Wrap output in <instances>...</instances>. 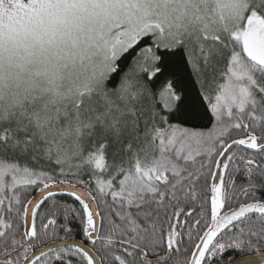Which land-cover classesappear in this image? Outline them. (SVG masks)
<instances>
[{"label":"snow or ice","instance_id":"snow-or-ice-1","mask_svg":"<svg viewBox=\"0 0 264 264\" xmlns=\"http://www.w3.org/2000/svg\"><path fill=\"white\" fill-rule=\"evenodd\" d=\"M0 264H264V0H0Z\"/></svg>","mask_w":264,"mask_h":264}]
</instances>
